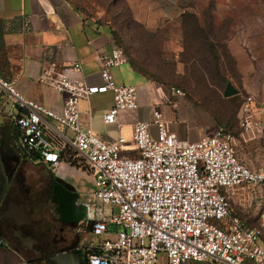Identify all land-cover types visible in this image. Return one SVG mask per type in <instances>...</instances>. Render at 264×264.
Wrapping results in <instances>:
<instances>
[{"label":"built area","instance_id":"1","mask_svg":"<svg viewBox=\"0 0 264 264\" xmlns=\"http://www.w3.org/2000/svg\"><path fill=\"white\" fill-rule=\"evenodd\" d=\"M99 61V85L66 74L56 63L43 69L39 80L65 94L61 112L24 96L0 76L18 110L14 118L24 151L53 172L66 162L94 177L95 188L85 194L91 208L88 264H159L162 257L168 264H264V204L259 224L247 227L232 216L227 194L240 186L264 187V169L253 170L238 157L231 130L221 127L196 142L182 140L160 109L154 112L156 135L150 122L138 120L131 139L101 138L82 117L83 99L113 93V105L102 115L107 124L119 123L121 112L139 104L136 88L118 84L112 75V68L126 61L124 51L114 47ZM70 68L79 71L81 64ZM170 92L186 96L181 87L171 86ZM261 111L255 96L245 95L238 113L243 133L264 135ZM130 143L134 156L124 153ZM13 264L34 263L22 258Z\"/></svg>","mask_w":264,"mask_h":264},{"label":"crops","instance_id":"2","mask_svg":"<svg viewBox=\"0 0 264 264\" xmlns=\"http://www.w3.org/2000/svg\"><path fill=\"white\" fill-rule=\"evenodd\" d=\"M127 3L137 23L153 38L159 35L166 41L168 68L159 61L156 63L159 70H149L148 62L124 51L126 61L111 71L118 84L136 88L138 108L121 112L119 123L107 124L102 115L113 105L111 91L95 93L80 104L83 119L91 123L101 138L114 140L121 134L131 139L138 120L150 122L156 135L154 112L160 109L178 138L196 142L221 128L222 120L213 109L211 90L216 91L217 98H226L225 103H241L245 95H254L262 108L264 122V0H127ZM0 30V76L13 81L24 96L57 112L62 111L65 94L39 80L43 69L56 63L66 74L99 85L103 83L100 54L121 48L108 24L87 17L71 0H0ZM74 62H80L79 71L70 68ZM166 72L182 74L183 86L153 76ZM208 72L214 73L217 81ZM227 82L239 91L236 95L224 96ZM171 86L183 88L186 96L172 95ZM169 100L176 102V107ZM14 104L0 86V128L5 129L1 138H5L7 149L22 160L44 165L52 174L63 176L68 172L79 177L77 166L64 162L53 172L49 165L24 151L19 142L14 118L18 110ZM236 117L239 119V114ZM54 124L68 133L58 123ZM262 140L264 135L242 132L243 145L235 142L238 157L253 170L264 169V161L261 163L255 157L261 151ZM126 148V155H136L132 143ZM0 175L4 177V171ZM6 184L0 205L10 191L9 182ZM93 189L76 188L85 207L79 218L82 222L91 214L85 194ZM227 194L232 216L247 227L256 226L252 224L260 219L264 187L240 186ZM85 235L89 237L88 229ZM0 239L4 241L1 254L12 251L19 255L18 247L9 246V237ZM16 239L21 243L22 238Z\"/></svg>","mask_w":264,"mask_h":264},{"label":"flooded vegetation","instance_id":"3","mask_svg":"<svg viewBox=\"0 0 264 264\" xmlns=\"http://www.w3.org/2000/svg\"><path fill=\"white\" fill-rule=\"evenodd\" d=\"M3 131L5 129L0 128V171L10 166L11 171L6 175L9 187L18 190V182L22 179L27 182L29 194L24 197L19 193L17 199L11 195V188L9 194H5L0 205V236H19L37 260L48 261L49 264H88L85 230L90 228V224L79 220L84 214L77 210L78 192L73 183L65 176L47 172L42 178L27 175L29 162L7 149L5 138H1ZM62 204H67L70 209V213L64 216L60 210ZM16 208H24L28 218H21L22 222H19L15 217ZM47 208L46 215H31L45 212Z\"/></svg>","mask_w":264,"mask_h":264},{"label":"rangeland","instance_id":"4","mask_svg":"<svg viewBox=\"0 0 264 264\" xmlns=\"http://www.w3.org/2000/svg\"><path fill=\"white\" fill-rule=\"evenodd\" d=\"M81 11L83 14H85L87 17H92L97 20H101L102 22H107L112 26V28L116 31V36L118 37V45L123 48L127 49L128 51L132 52L133 54L137 55L138 57H141L144 59V62H148L147 68L149 70L157 71L159 70V67L157 66V62H161L165 69L168 68L167 65V54L168 49L166 48V41L163 40L162 37L157 35L156 38H153L151 36V33L149 31H146V29L142 28L141 26L136 24V22H133V14L131 12V9L129 7V4L127 3V0H71ZM164 34L162 33V36ZM147 58V59H146ZM165 62V63H163ZM182 74H174V73H161L159 74L160 78L169 79L172 84L183 86L182 81ZM210 96L213 97L212 101L213 109L216 111L217 115L221 117L222 122L220 123V126L228 127L235 135L236 142L238 146H242V129L240 127L239 121L237 117H235V108L238 104V101L235 103H225L222 101V99L217 98L216 91L211 90L209 92ZM260 149L261 151L255 156L256 160L263 163L264 161V140L260 142ZM79 177H72L68 174V172L63 173V176L71 180L74 187L78 190L84 189H93L94 188V177L86 170L80 168L79 169ZM11 170H5L4 171V177L2 179L5 181V176L8 174ZM61 170H59L60 172ZM45 172L52 174L51 171L45 169V166L42 164H36L33 162H29V165L27 167L26 174L29 176H32L34 178H42L45 175ZM19 187L18 190L12 189L11 187V195H13L15 198H19V193L23 194L24 197H27L29 194L27 192V182L24 183L22 179L19 180ZM6 184L5 186H7ZM21 185V186H20ZM25 188V189H24ZM24 189V190H23ZM24 191V193H23ZM18 193V194H17ZM78 200L77 209L83 210V196H77L76 198ZM48 213V208L45 212H34L31 215L33 217L41 215H46ZM259 219H256V221L252 225H258ZM9 246L12 247V249H16V247L19 248V255L16 253H13L10 251V253H0V264H13L15 262H18L21 257H24L26 259H29L30 261L33 260L34 264H49L48 261H41L37 260L32 252H29L28 249L24 246L23 241L21 240V243H17V239L19 236L16 235H10L9 237ZM25 238V236H24ZM263 243H264V237H263ZM159 264H168L167 258L162 257L160 259ZM248 264H256L254 262L248 263Z\"/></svg>","mask_w":264,"mask_h":264},{"label":"water","instance_id":"5","mask_svg":"<svg viewBox=\"0 0 264 264\" xmlns=\"http://www.w3.org/2000/svg\"><path fill=\"white\" fill-rule=\"evenodd\" d=\"M239 91L233 86L231 82L226 83V88L224 90V96L225 97H230L233 95H236ZM80 196V193L78 192V197ZM62 215H66V213H70V209L68 208L67 204H62L60 207ZM78 210V209H77ZM83 210H85V207L83 206ZM82 211V210H80ZM17 216H15L19 222L21 218H28L27 213L24 208H16Z\"/></svg>","mask_w":264,"mask_h":264},{"label":"trees","instance_id":"6","mask_svg":"<svg viewBox=\"0 0 264 264\" xmlns=\"http://www.w3.org/2000/svg\"><path fill=\"white\" fill-rule=\"evenodd\" d=\"M80 10H81V9H80ZM97 21L102 22L101 20H97ZM133 22H136V21L133 20ZM106 24H108V25L110 26L109 23L106 22ZM136 24H137V22H136ZM138 25L141 26V27L143 28V26H142L141 24L138 23ZM110 29H111V32H112L113 36L116 38V41H117V44H118V39H117L118 37L116 36V34H117L116 31L112 28V26H110ZM0 32H1V30H0ZM0 35H1V34H0ZM123 51H126L127 54H128L129 56L131 55V52H129L127 49H125V50H123ZM207 75H208L213 81H217L216 78H215V74H214V73H212V72H208ZM153 76L156 77V78L158 77L159 79H163V78H160V77H159V74H153ZM220 99H222L223 102L226 100V98H221V97H220ZM235 102H236V101H235ZM241 103H242V101H241ZM241 103L238 102V104L236 105V108H235V117H236V114H238L237 112L239 111V108H240ZM237 119H238V117H237ZM238 121H239V119H238ZM220 127L230 130L228 127H224V126H220ZM231 131H232V130H231ZM4 187H5V182H4V180L2 179V177H1V175H0V199H1L2 195H3ZM31 262H33V260H32Z\"/></svg>","mask_w":264,"mask_h":264}]
</instances>
